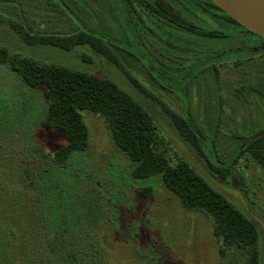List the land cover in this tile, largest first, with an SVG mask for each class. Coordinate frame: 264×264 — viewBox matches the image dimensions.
Returning a JSON list of instances; mask_svg holds the SVG:
<instances>
[{
  "label": "rangeland",
  "instance_id": "obj_1",
  "mask_svg": "<svg viewBox=\"0 0 264 264\" xmlns=\"http://www.w3.org/2000/svg\"><path fill=\"white\" fill-rule=\"evenodd\" d=\"M180 1L169 0L199 30L180 28L125 0H0V47L37 63L115 81L152 115L157 149L171 163L187 161L256 222L262 246L264 168L239 150L244 138L264 129V43L234 23L214 25L198 11L197 0ZM12 24L41 34L88 30L106 40L113 59L84 45L66 51L26 44ZM200 29L212 37L201 35ZM159 101L190 117L200 150L183 139ZM47 102L46 88L29 87L0 63L2 180L11 190L20 181L19 167L29 170L37 207L51 230L77 238L96 233L110 246V264H156L158 258L159 264L242 262L237 250L219 252L222 244L212 233L211 220L185 209L159 176L132 177L134 162L114 145L100 115L81 112L88 148L72 153L64 164L55 163L51 152L62 144L63 134L41 126ZM231 161L226 177L212 169Z\"/></svg>",
  "mask_w": 264,
  "mask_h": 264
},
{
  "label": "trees",
  "instance_id": "obj_2",
  "mask_svg": "<svg viewBox=\"0 0 264 264\" xmlns=\"http://www.w3.org/2000/svg\"><path fill=\"white\" fill-rule=\"evenodd\" d=\"M195 5L209 20L239 25L211 0H197ZM158 15L180 28L199 30L191 19L177 13L166 15L160 11ZM12 27L29 45H49L66 51L84 45L98 55L113 59L106 40L88 30L78 28L71 34L58 35L32 33L29 27L22 25L12 24ZM200 30L201 35L212 37ZM0 63L8 64L29 87L46 88L48 102L40 124L63 134L62 144L51 152L55 163L64 164L72 153L88 148L89 131L81 112L98 114L104 119L114 145L134 162L133 178L159 176L185 209L201 212L211 220L212 233L222 244L221 254L226 249H234L243 256L240 264H264V243L259 246L257 223L235 207L187 161L179 159L171 163L157 149V126L150 112L115 81L64 65L37 63L10 54L2 47ZM128 78L142 90L136 79L129 75ZM160 104L183 139L200 150L201 140L190 117H183L164 103ZM241 145L239 153H249L264 168V129L244 138ZM3 158L0 156V165ZM231 166L232 161L224 168L212 169L226 177ZM28 171L23 172L19 167L20 181L11 190L2 180L4 175L0 171V264H110L106 260L110 246L104 238H97L96 233L88 232L77 238L50 229L48 217L37 207V194ZM145 192L149 193V190ZM157 260L156 264H159L160 259Z\"/></svg>",
  "mask_w": 264,
  "mask_h": 264
},
{
  "label": "water",
  "instance_id": "obj_3",
  "mask_svg": "<svg viewBox=\"0 0 264 264\" xmlns=\"http://www.w3.org/2000/svg\"><path fill=\"white\" fill-rule=\"evenodd\" d=\"M211 1L239 25L264 40V0ZM212 21L219 25L215 20Z\"/></svg>",
  "mask_w": 264,
  "mask_h": 264
},
{
  "label": "flooded vegetation",
  "instance_id": "obj_4",
  "mask_svg": "<svg viewBox=\"0 0 264 264\" xmlns=\"http://www.w3.org/2000/svg\"><path fill=\"white\" fill-rule=\"evenodd\" d=\"M125 1L128 2L132 8L134 7L137 10L143 11V13L150 11L158 15V12L163 11L164 13H166V15L173 14V13H177L178 15H180L179 11H177V9L175 8V5L171 4L169 0H125ZM172 1H175V0H172ZM177 1L178 3H181L180 0H177ZM210 21L214 25H216L212 20ZM244 32L246 31L244 30ZM256 42L264 43V41L260 39H258Z\"/></svg>",
  "mask_w": 264,
  "mask_h": 264
}]
</instances>
